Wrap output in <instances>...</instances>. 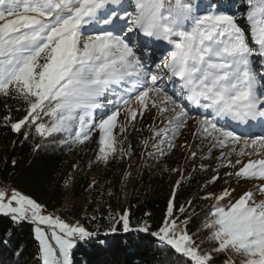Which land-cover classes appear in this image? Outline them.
Wrapping results in <instances>:
<instances>
[{
    "label": "snow or ice",
    "instance_id": "6c2138e0",
    "mask_svg": "<svg viewBox=\"0 0 264 264\" xmlns=\"http://www.w3.org/2000/svg\"><path fill=\"white\" fill-rule=\"evenodd\" d=\"M245 5L241 13L233 0H0V95L22 102L25 112L19 120H5L17 133L34 126L44 139L62 134L60 144H84L98 129L96 159L107 164L131 156L124 133L155 109L164 124L150 126L157 155L175 148L194 121L197 134L213 147L229 148L214 171L240 165L226 175L260 181L257 190L264 196V0ZM241 15L247 33L237 22ZM122 111L126 123H118ZM140 143L149 147L148 140ZM217 179L213 175L208 183ZM234 191L203 197L215 200L197 230L208 232L210 249L189 233L191 214L181 219L185 207L174 211L175 192L158 229L147 221L133 228L127 212L115 223L123 233L155 237L183 258L177 264H215L214 252L225 254L224 264H264V199L257 201L252 190L233 199ZM45 211L18 190L10 196L0 190V215L36 225L42 264H73L78 243L105 245L98 230ZM117 232L112 225L104 235Z\"/></svg>",
    "mask_w": 264,
    "mask_h": 264
},
{
    "label": "trees",
    "instance_id": "16d2710c",
    "mask_svg": "<svg viewBox=\"0 0 264 264\" xmlns=\"http://www.w3.org/2000/svg\"><path fill=\"white\" fill-rule=\"evenodd\" d=\"M233 2L241 13L246 11L245 0ZM238 19L247 33L243 15ZM24 115L22 102L0 95V185L8 184L35 199L46 213L58 212L65 220L77 221L89 231L100 232L98 239L105 240V245L78 243L73 249V264L182 262L179 254L170 247H161L155 237L142 232L123 233L120 224L115 223L121 213L127 212L133 228L142 227L147 221L152 230L158 229L166 218L173 192L174 211L184 206L186 213L181 219L191 214L189 233H196L194 239L198 244L207 240L208 232L197 230L209 218L215 203L214 199L203 198L215 191V182L208 183L218 174L214 171L217 164L212 149L195 140L186 147L176 141L175 148L157 155L150 146L153 143L150 134L128 130L124 133L127 136L124 147L127 149L131 144V156L112 158L105 164L96 159L99 140L94 133L84 144H60L58 141L64 139L62 134L44 139L35 132L34 126L30 131L22 128L17 133L5 120L10 116L16 121ZM117 138L123 139L119 134ZM142 140H148V148L140 143ZM37 146L39 150H34ZM192 151L197 153L195 158L190 155ZM201 165L205 167L202 169ZM69 178L70 183L65 184ZM177 181H180L179 187ZM83 197L88 198L84 206L78 202ZM67 203L69 206L65 208ZM112 225L118 232L104 235ZM5 239L7 244L2 243ZM38 246L34 224H16L0 215V264H42ZM212 255L215 264H224L225 254L214 252Z\"/></svg>",
    "mask_w": 264,
    "mask_h": 264
},
{
    "label": "rangeland",
    "instance_id": "374dc122",
    "mask_svg": "<svg viewBox=\"0 0 264 264\" xmlns=\"http://www.w3.org/2000/svg\"><path fill=\"white\" fill-rule=\"evenodd\" d=\"M238 20H240V19H238ZM237 22H239V21H237ZM137 51H138V54L141 55V59L143 60L144 57L139 52V49H137ZM254 59L258 60L259 58L254 57ZM108 107L111 108L112 106H108ZM133 107H135V105ZM99 111L100 110H97V113H99ZM126 117H127V113L125 111H122L120 117L118 118V123H126ZM162 119H163V117L158 116L155 109L150 108L147 112L144 113L142 118L138 116L136 121L132 122L128 126V130H131V131L141 130L145 134H150V136H152L153 134H152V131L150 130V126L154 125L157 128L164 127V124L161 123ZM196 128H197L196 123L194 121H189L188 126L183 130L182 134L179 136V138L176 141H178V142L180 141L183 145H186V144H189L192 140H195L196 143H198V144L200 143V145L202 144L203 147H208V148L212 149L214 152V155L216 156V164L218 166L219 164H221V161L218 159L221 155V151H223L225 153V158L227 159V155L229 153V148L220 149L218 147H213L212 144L209 142V140H205L202 138L201 135L197 134ZM115 132L118 135L119 134V128H117L115 130ZM93 133L95 134L96 139L100 140L101 134H100L99 130L95 129L93 131ZM98 146H99V148L101 147L99 142H98ZM236 147H237V150H239V148L241 146L237 145ZM236 158L237 157L235 154L231 155V160L233 163H235ZM252 158L255 159L256 157H252ZM248 159H249V157H247V156H245L243 158L245 163L248 161ZM99 162H102V160H100ZM239 167H240V165H237L236 168H230L227 166L219 167V169H218L219 179H217L215 181V187H214L215 191L213 193L216 195H219L226 188H234L235 191L232 193V197H233V199H238L240 197V195H242L244 192H246L248 190H252L256 194L257 201H259L260 199H264V196H261L257 190V185L259 183H261L260 181L248 180V179L237 180V178L235 176H227L226 175L227 172H235L236 170H238ZM0 190H4L7 193V195L10 196L12 190H16V189H14L13 187H11L8 184H2V185H0ZM87 200H88L87 197H83L80 200H78V202H79V204L84 206L86 204ZM226 202H227V199L221 203H226ZM69 203H67L65 205V208H68ZM44 214H50V213L44 212ZM53 215L61 217L58 212L53 213ZM65 222L75 223L77 221L72 222V221L65 220ZM35 227H36V225H34V228ZM41 227L46 228V226H41ZM199 244L201 246L206 245V247H209L211 245V243L206 239L200 241Z\"/></svg>",
    "mask_w": 264,
    "mask_h": 264
}]
</instances>
